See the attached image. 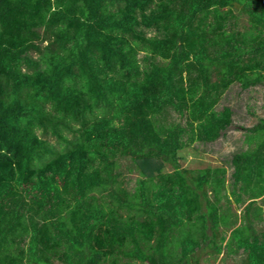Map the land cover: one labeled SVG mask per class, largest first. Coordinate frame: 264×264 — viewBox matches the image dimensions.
Segmentation results:
<instances>
[{
  "label": "trees",
  "instance_id": "trees-1",
  "mask_svg": "<svg viewBox=\"0 0 264 264\" xmlns=\"http://www.w3.org/2000/svg\"><path fill=\"white\" fill-rule=\"evenodd\" d=\"M235 83L264 85V0H0V264H264V117L231 158L239 224L226 168L180 165Z\"/></svg>",
  "mask_w": 264,
  "mask_h": 264
},
{
  "label": "rangeland",
  "instance_id": "rangeland-1",
  "mask_svg": "<svg viewBox=\"0 0 264 264\" xmlns=\"http://www.w3.org/2000/svg\"><path fill=\"white\" fill-rule=\"evenodd\" d=\"M241 23H246V17L243 15ZM230 107L232 115L231 126L220 136L216 141L211 143L195 142L191 146L185 147L179 153L181 156L180 165L183 168L197 170L205 167H225L226 174V186L229 201L227 199L221 200L222 211L236 214L239 218L243 213V205L239 206L235 203L234 196L231 192V158L236 152L246 150L253 146L254 142H250L249 133L245 128H251L258 123L260 118L264 117V85H257L248 89H242L238 83L232 84L230 88L223 95L218 109L223 107ZM52 142L55 140L50 137ZM125 165L123 168H125ZM165 170H171V167L167 165ZM126 180L133 185L137 173L126 172ZM258 204L262 205V200L258 201ZM264 209V205L262 206ZM257 229L264 231V222L258 224ZM224 226L220 227V231L224 233ZM231 228L225 232L226 240L230 236ZM197 257L199 264H239L242 255L235 253H228L223 250L221 254H214L212 250L203 248L198 250ZM147 264V263H137Z\"/></svg>",
  "mask_w": 264,
  "mask_h": 264
}]
</instances>
